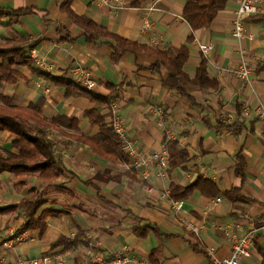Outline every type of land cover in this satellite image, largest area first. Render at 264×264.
Instances as JSON below:
<instances>
[{
    "label": "crops",
    "instance_id": "0c3cea01",
    "mask_svg": "<svg viewBox=\"0 0 264 264\" xmlns=\"http://www.w3.org/2000/svg\"><path fill=\"white\" fill-rule=\"evenodd\" d=\"M134 1L0 0V12H4L0 39L23 36L47 66L18 68L19 81L9 84L7 93L1 91L4 83L0 94L10 96L18 106L40 102L46 118L64 115L78 122L76 130L53 132L55 153L62 156L66 172L61 178L63 189L46 193L41 209L56 213L47 216L42 232L18 233L25 220L21 200L30 196L32 189H41L42 181L36 175L16 178L11 172L0 174V264H15L18 257L33 258L48 251H60L66 259L72 257L74 264L108 261L125 245L137 261L215 264L230 256L234 238L253 229L252 255L242 264H264V118L258 116L264 110V8L244 22L245 36L239 41L232 35L235 0L229 1L209 28L195 31L182 17L187 0L139 5ZM153 4L152 26L144 29V9ZM18 9L32 13L8 15ZM71 12L153 49L186 46L187 75L195 77L203 57L217 87H186V96H181L164 85L165 68L157 73L150 69L154 58L127 52L114 61L111 47L101 43L102 39L97 44L88 42V34L75 23ZM198 42L212 44L213 49L204 57ZM242 53L253 69L249 81L231 73ZM71 66H82L94 74L96 95L119 101L121 120L139 153L162 154L168 151L169 140L185 149L190 159L163 172L157 164L150 165L144 178L142 172L129 171L122 159H104L77 141L75 138L82 134L95 135L99 127L86 115L96 103L84 96H66L62 77ZM41 73L49 77L45 79ZM109 104L101 110L108 116L107 122ZM241 122L243 129L238 135L227 128ZM0 149V154L16 152L6 130L0 131ZM239 155L245 163L244 177L235 173ZM177 186H192L179 212L164 195ZM234 190L238 193H232ZM136 227L149 230L139 236L133 233ZM77 234V246L65 251L52 247L58 239ZM17 237L23 240L15 242ZM7 241L12 247L4 245Z\"/></svg>",
    "mask_w": 264,
    "mask_h": 264
},
{
    "label": "trees",
    "instance_id": "16d2710c",
    "mask_svg": "<svg viewBox=\"0 0 264 264\" xmlns=\"http://www.w3.org/2000/svg\"><path fill=\"white\" fill-rule=\"evenodd\" d=\"M155 1L135 0L133 4L139 5L141 2ZM229 1L231 0H187L182 17L193 31L209 28L217 15L226 9ZM30 13H32L30 9H18L10 11L8 15L20 17ZM3 14L4 12L1 11L0 17ZM70 16L75 23L84 27L88 34V42L97 44L98 40L102 39L101 43L111 47L114 61L120 60L127 52L133 54L142 52L154 58L155 61L150 69L157 73L165 68L167 78L163 81L164 85L171 90H175L181 96H186V87H199L201 89L217 87L216 82L211 80L208 75L207 64L203 57L195 77L190 78L187 75L184 67L189 57V49L186 46L178 50L168 49L162 51L153 49L148 45L132 42L110 33L85 16H78L73 12L70 13ZM192 39L191 37L189 42ZM31 47L30 44H26L23 36L17 39H0V87L4 83L16 84L19 81L21 74L18 68L34 67L36 69V66L27 55V51ZM41 74L44 75L45 79L49 77L47 74ZM62 82L66 86V96H84L97 104V107L89 110L86 115L92 124L98 125V132L93 136L82 134L75 139L87 144L97 155L104 159L112 161L122 159L125 163H130V160L121 150L119 138L112 125L107 122L108 116L101 114V110L108 106L110 100L96 95L93 91L85 90L69 76L68 72L64 73ZM77 128L78 122L74 117L57 115L49 119L42 114L40 102L37 104L31 103L28 106H18L13 103L10 96L0 94V131L10 132V139L16 150V152L8 151L6 154H0V174L11 172L16 178H27L36 175L42 181L41 189H32L31 195L21 200L23 204L22 214L25 220L18 233L34 229H40L42 232L46 227L45 219L47 216L56 213L49 209H41L46 203L47 191L51 189L62 190L64 185L61 178L65 176L66 165L62 156L55 153L56 141L53 132L59 133L64 129L76 130ZM227 128L238 135L243 129V122L241 124H231ZM166 145L170 154L168 169L181 166L190 159L188 152L183 148H179L177 142L168 140ZM129 171H135V169L132 168ZM235 173L240 177L245 175V163L240 155L237 157ZM191 189L192 186H177L169 192L170 197L173 200H182L186 198L188 193L190 194ZM236 192L238 193V190H234L232 193ZM148 230L145 227H136L133 229V233L144 236ZM79 241V234L74 238L62 237L54 242L52 247H63V251H65L68 248L77 246Z\"/></svg>",
    "mask_w": 264,
    "mask_h": 264
},
{
    "label": "built area",
    "instance_id": "2783aa9c",
    "mask_svg": "<svg viewBox=\"0 0 264 264\" xmlns=\"http://www.w3.org/2000/svg\"><path fill=\"white\" fill-rule=\"evenodd\" d=\"M98 3H106L108 0H94ZM237 4V9L234 15L233 21V29L232 35L237 40H242L245 36V24L244 22L260 13V11L264 8L261 0H235ZM156 10L155 5H151L144 9V17L142 20L143 28L149 29L151 28V19L153 12ZM198 51L202 56H206L212 49V44H197ZM29 57L36 67L46 69V63L44 62V58L39 54L36 48L30 50ZM69 76L75 80L82 88L87 91H93L97 87V82L95 80L94 74L83 68L82 66H71L68 69ZM231 73L235 75L237 78L249 81L250 77L253 73V69L249 64L248 60H246V56L242 53L240 57V62L236 68L231 70ZM109 112H110V124L113 127L114 132L119 138L121 144V150L126 155V157L130 160V163H127L125 167L127 169H135L139 172H142V176L147 178L148 172L147 169L150 165L157 164L161 171L163 172L168 168L170 154L168 151H164L162 154L155 153L150 155H142L139 153L135 147V142L128 138L126 127L124 126L121 117V107L119 101L117 99H113L109 104ZM258 116L264 118V110L259 111ZM1 152V149H0ZM166 198H168V202L171 204L172 208L179 212L183 208L182 200H173L170 197V193L168 191L164 192ZM221 201L220 198L216 199V203ZM264 228V220L263 225ZM256 234V230L253 229L249 231L247 234L240 238H234L233 248L229 257L217 260L215 264H242L245 259H248L252 255V243ZM23 239L21 237H17L14 239L15 242H21ZM7 247H12L11 241H7L4 243ZM130 248L128 245L122 247V250L115 254V256L108 261L101 259L100 261H96L94 263H84V264H152L148 259L142 260H134L132 256H130ZM15 264H69L66 257L60 251H48L44 254L29 258V257H18Z\"/></svg>",
    "mask_w": 264,
    "mask_h": 264
},
{
    "label": "rangeland",
    "instance_id": "374dc122",
    "mask_svg": "<svg viewBox=\"0 0 264 264\" xmlns=\"http://www.w3.org/2000/svg\"><path fill=\"white\" fill-rule=\"evenodd\" d=\"M9 87H11V85H9V84H4L3 86H2V90L1 91H5V93H7V91H8V88ZM6 174H8V173H6ZM6 176H8V175H6ZM3 179V177H1V180ZM67 261H69V264H74L73 262H74V260H73V258L72 257H67Z\"/></svg>",
    "mask_w": 264,
    "mask_h": 264
}]
</instances>
